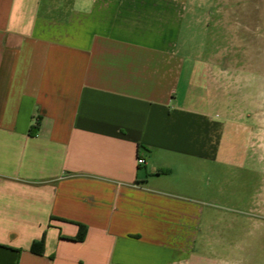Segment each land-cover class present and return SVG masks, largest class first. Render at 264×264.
Wrapping results in <instances>:
<instances>
[{
	"label": "crops",
	"instance_id": "1",
	"mask_svg": "<svg viewBox=\"0 0 264 264\" xmlns=\"http://www.w3.org/2000/svg\"><path fill=\"white\" fill-rule=\"evenodd\" d=\"M263 257L264 0H0V264Z\"/></svg>",
	"mask_w": 264,
	"mask_h": 264
},
{
	"label": "trees",
	"instance_id": "2",
	"mask_svg": "<svg viewBox=\"0 0 264 264\" xmlns=\"http://www.w3.org/2000/svg\"><path fill=\"white\" fill-rule=\"evenodd\" d=\"M86 226L84 224H80V234L76 239H83L86 235ZM32 251L36 252V253H43V249H44V237L40 240H36L33 242L32 244Z\"/></svg>",
	"mask_w": 264,
	"mask_h": 264
},
{
	"label": "built area",
	"instance_id": "3",
	"mask_svg": "<svg viewBox=\"0 0 264 264\" xmlns=\"http://www.w3.org/2000/svg\"><path fill=\"white\" fill-rule=\"evenodd\" d=\"M145 162H146V160L144 158H142V157L138 158V163L139 164H143Z\"/></svg>",
	"mask_w": 264,
	"mask_h": 264
},
{
	"label": "rangeland",
	"instance_id": "4",
	"mask_svg": "<svg viewBox=\"0 0 264 264\" xmlns=\"http://www.w3.org/2000/svg\"><path fill=\"white\" fill-rule=\"evenodd\" d=\"M263 261H264V257H263Z\"/></svg>",
	"mask_w": 264,
	"mask_h": 264
}]
</instances>
